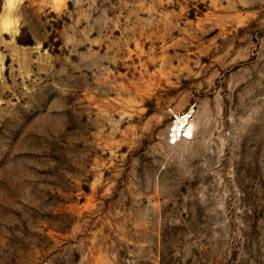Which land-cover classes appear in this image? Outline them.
Returning <instances> with one entry per match:
<instances>
[{"label": "rangeland", "instance_id": "374dc122", "mask_svg": "<svg viewBox=\"0 0 264 264\" xmlns=\"http://www.w3.org/2000/svg\"><path fill=\"white\" fill-rule=\"evenodd\" d=\"M0 264H264V0H0Z\"/></svg>", "mask_w": 264, "mask_h": 264}, {"label": "bare ground", "instance_id": "6f19581e", "mask_svg": "<svg viewBox=\"0 0 264 264\" xmlns=\"http://www.w3.org/2000/svg\"><path fill=\"white\" fill-rule=\"evenodd\" d=\"M181 120L184 121L185 120V116ZM190 131H191V125L188 124L187 126H185V133L189 134Z\"/></svg>", "mask_w": 264, "mask_h": 264}, {"label": "built area", "instance_id": "2783aa9c", "mask_svg": "<svg viewBox=\"0 0 264 264\" xmlns=\"http://www.w3.org/2000/svg\"><path fill=\"white\" fill-rule=\"evenodd\" d=\"M186 138V137H185ZM176 141V139L174 138L173 140H172V143H174Z\"/></svg>", "mask_w": 264, "mask_h": 264}]
</instances>
